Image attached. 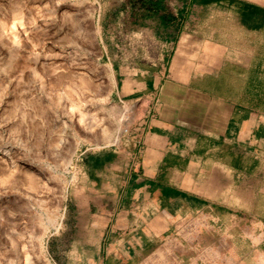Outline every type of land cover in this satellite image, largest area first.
<instances>
[{
	"label": "crops",
	"instance_id": "0c3cea01",
	"mask_svg": "<svg viewBox=\"0 0 264 264\" xmlns=\"http://www.w3.org/2000/svg\"><path fill=\"white\" fill-rule=\"evenodd\" d=\"M113 67L134 120L87 156L65 264H264V0H186Z\"/></svg>",
	"mask_w": 264,
	"mask_h": 264
},
{
	"label": "rangeland",
	"instance_id": "374dc122",
	"mask_svg": "<svg viewBox=\"0 0 264 264\" xmlns=\"http://www.w3.org/2000/svg\"><path fill=\"white\" fill-rule=\"evenodd\" d=\"M185 1L0 0V264H65L84 160L134 120L113 67L154 56Z\"/></svg>",
	"mask_w": 264,
	"mask_h": 264
},
{
	"label": "bare ground",
	"instance_id": "6f19581e",
	"mask_svg": "<svg viewBox=\"0 0 264 264\" xmlns=\"http://www.w3.org/2000/svg\"><path fill=\"white\" fill-rule=\"evenodd\" d=\"M50 221H51L54 225L57 224V219H55V217H54L53 219L50 218ZM48 224H50V223H48ZM45 226H46V225H45ZM49 226H50V225H49ZM47 228H48V227H46V229H47ZM45 232H46V231H45ZM40 235H41V234H40ZM46 235H47V234H46ZM43 236H44V234H43ZM41 237H42V235H41ZM16 238H17V237H16ZM33 238H34V237H33ZM41 239H42V238H41ZM16 241H17V240H16ZM41 241H42V240H41ZM21 243H22V242H21ZM42 243H43V242H42ZM17 244H18V242H17ZM24 245H26V244H24ZM20 247H21V246H20ZM23 247H24V246H23ZM27 247L29 248L28 245H27ZM30 247H31V246H30ZM40 247H42V246H40ZM43 247H44V246H43ZM21 248H22V247H21ZM21 248H20V250L22 251ZM24 248H26V247H24ZM28 248H27V249H28ZM21 251H19V252L21 253ZM24 251H25V250H24ZM26 251H27V250H26ZM23 253H24V252H23ZM23 253H22V254H23ZM25 253H26V252H25ZM25 253H24V255H25ZM31 253H32V252H31ZM18 254H19V253H18ZM28 254H30V253H28ZM26 255H27V254H26ZM12 256H13V255H12ZM42 256H43V255H42ZM42 256H41V257H42ZM13 257H14V256H13ZM38 257H39V256H38ZM14 258H16V257H14ZM20 258H21V256H20ZM22 258H23V257H22ZM22 258H21V259H22ZM33 258H34V257H33ZM16 259H17V258H16ZM16 259H15V260H16ZM45 259H46V258H45ZM45 259H44V260H45ZM15 260H14V261H15ZM23 260H25V259L23 258ZM37 260H39V259L37 258ZM18 261H19V260H18ZM28 261H29V260H28ZM39 261L41 262V259H40ZM16 262H17V261H16ZM37 262H38V261H37ZM48 263H49V262H48ZM45 264H47V263H45Z\"/></svg>",
	"mask_w": 264,
	"mask_h": 264
}]
</instances>
